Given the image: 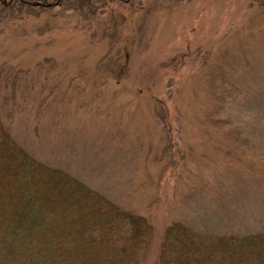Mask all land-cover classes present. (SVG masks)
<instances>
[{"label":"rangeland","instance_id":"374dc122","mask_svg":"<svg viewBox=\"0 0 264 264\" xmlns=\"http://www.w3.org/2000/svg\"><path fill=\"white\" fill-rule=\"evenodd\" d=\"M4 132L145 218V264L172 222L264 233V0H0Z\"/></svg>","mask_w":264,"mask_h":264},{"label":"trees","instance_id":"16d2710c","mask_svg":"<svg viewBox=\"0 0 264 264\" xmlns=\"http://www.w3.org/2000/svg\"><path fill=\"white\" fill-rule=\"evenodd\" d=\"M151 229L0 134V264H145ZM157 264H264V233L209 236L172 222Z\"/></svg>","mask_w":264,"mask_h":264}]
</instances>
